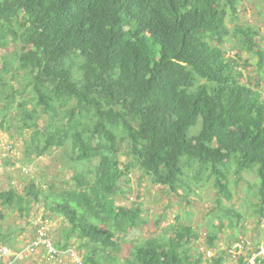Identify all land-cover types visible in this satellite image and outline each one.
Returning <instances> with one entry per match:
<instances>
[{
	"label": "trees",
	"instance_id": "16d2710c",
	"mask_svg": "<svg viewBox=\"0 0 264 264\" xmlns=\"http://www.w3.org/2000/svg\"><path fill=\"white\" fill-rule=\"evenodd\" d=\"M239 9L240 0H0L1 130L15 129L27 163L65 149L81 169L63 188L0 190V248L21 252L44 229L78 264H251L260 241L227 235L220 245L227 228L240 229L244 217L229 203L248 176L264 219V56L243 58L259 43ZM251 66L256 74L245 75ZM135 168L179 198L216 190L205 234L179 221L130 238L144 208L117 198H127ZM35 205L65 222L60 239L45 221L29 222L26 242L4 231L7 212L23 217ZM46 252L24 258L52 260Z\"/></svg>",
	"mask_w": 264,
	"mask_h": 264
},
{
	"label": "rangeland",
	"instance_id": "374dc122",
	"mask_svg": "<svg viewBox=\"0 0 264 264\" xmlns=\"http://www.w3.org/2000/svg\"><path fill=\"white\" fill-rule=\"evenodd\" d=\"M239 15V23L250 26L258 32L255 41L259 43V48L251 52L250 55L246 53L243 55L244 59H248L256 64L260 60L258 51H261L264 56L263 1L240 0ZM233 26L234 24L230 22L229 27L233 28ZM226 45H229V43ZM248 73L252 74V76L255 75L256 66H251L245 72V75L248 76ZM12 133L14 134L13 137ZM12 133L3 132L0 126V144L13 145V152L11 153L12 160L7 163H3V161L0 163V190H7L12 186L22 191L31 182H35L38 185L42 184L46 189H48L50 183L55 184L58 188H63L65 181L70 180L73 175L80 172L81 169L75 168L71 160L68 159L65 149H55L44 157L34 159L32 163L25 162V157L22 152V141L15 133V129L12 130ZM120 160L126 161V157L121 155ZM83 167L86 168L85 166ZM132 173L131 181L126 188L127 198L119 196L117 201L118 204L125 206L132 205L134 201L141 202L144 208L143 217L146 222L135 231H132L130 238L132 235H137L144 240L149 239L155 234L162 233L163 228L168 224L175 225L179 221H182L185 225H191L200 234H205L208 224L214 220V214L208 216V211L210 212L215 208L214 205L217 198L216 190L210 188V186H205L204 191H201L203 187L195 188L194 195H190L188 198L184 196V192L180 191L179 195L181 198H179L177 194H169L165 189L154 186L147 178H143L142 172L138 168H135ZM248 179L251 181L250 184L241 183L237 186L234 191L233 202L229 203L234 209H238L244 217L241 221L242 224L237 225L240 229L236 231L227 228L225 233L222 234L223 241L220 245H223L227 235H238L246 239L247 243L255 239L262 243L261 251L257 253L261 256L264 254V219L261 220L260 216L252 210V208H255L252 206L253 203H258L259 197L255 196L256 186L253 183H256V180L254 176H248ZM249 185L252 186L251 189H248ZM130 198L134 200L132 201ZM188 201L190 203H187ZM29 215L25 213L21 217L18 211L7 212L6 220L2 226L4 231L12 227L16 233L18 243L20 241L26 242L32 235V226L29 222L37 220L45 221L41 224L45 225L44 227H46L45 229L49 233V236L55 239L61 238V233L65 228V222L62 219L57 216L52 217L40 205H35ZM234 221L237 222L238 218H235ZM193 242L195 243L194 248L205 247V244ZM18 243L16 246H19ZM241 253L240 248L238 254ZM211 255L212 253L209 256ZM70 256H65L62 261L46 260L44 256L42 258L31 256L22 259L19 264L79 263L75 257ZM75 256L79 258L77 255ZM254 258L255 256L251 259V262H253ZM234 260L236 261L235 258ZM235 261H229V264H234Z\"/></svg>",
	"mask_w": 264,
	"mask_h": 264
},
{
	"label": "built area",
	"instance_id": "2783aa9c",
	"mask_svg": "<svg viewBox=\"0 0 264 264\" xmlns=\"http://www.w3.org/2000/svg\"><path fill=\"white\" fill-rule=\"evenodd\" d=\"M12 152H13V145L12 144H10V145L9 144H5V145L0 144V163L3 161V159L11 156ZM38 233H39V235L37 237V240L34 243L30 244L27 248H25L21 252H11L6 247L0 248V264H13L15 262H19L25 256H28V255L35 253L41 246L46 247L47 252H46L45 256L49 259L61 261L62 256L66 255V253H67L66 256H69V254H70L79 261V258H77L72 251L63 253L61 251L55 250L52 247L51 243L48 241L47 233L44 231V229H42ZM242 246L243 245L240 243L234 244V247H233L234 252H236L238 249L240 250V248L242 249ZM208 254L210 255V252ZM251 264H258V263H256L255 258H254L253 262H251Z\"/></svg>",
	"mask_w": 264,
	"mask_h": 264
},
{
	"label": "clouds",
	"instance_id": "9594fccd",
	"mask_svg": "<svg viewBox=\"0 0 264 264\" xmlns=\"http://www.w3.org/2000/svg\"><path fill=\"white\" fill-rule=\"evenodd\" d=\"M258 256H259V255H258V254H256V255H255V259H256Z\"/></svg>",
	"mask_w": 264,
	"mask_h": 264
}]
</instances>
